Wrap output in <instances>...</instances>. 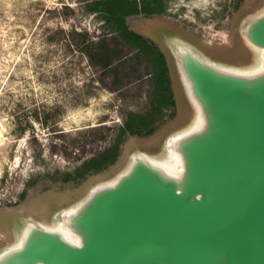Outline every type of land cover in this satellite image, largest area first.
Returning <instances> with one entry per match:
<instances>
[{
  "label": "rangeland",
  "instance_id": "rangeland-1",
  "mask_svg": "<svg viewBox=\"0 0 264 264\" xmlns=\"http://www.w3.org/2000/svg\"><path fill=\"white\" fill-rule=\"evenodd\" d=\"M89 2L0 0V251L16 241L19 221L34 218L53 227L56 212L114 180L136 151L157 155L170 134L192 123L169 36L216 62H254L242 28L264 0H163L161 15L128 18L129 28L165 55L176 105L151 135L127 136L113 165L65 182L85 160L112 146L128 116L144 114L152 100V67L145 58L110 37L115 54L123 52L127 60L106 72L75 45L80 38L73 32L96 39L109 32Z\"/></svg>",
  "mask_w": 264,
  "mask_h": 264
},
{
  "label": "water",
  "instance_id": "water-1",
  "mask_svg": "<svg viewBox=\"0 0 264 264\" xmlns=\"http://www.w3.org/2000/svg\"><path fill=\"white\" fill-rule=\"evenodd\" d=\"M242 38L248 66L169 36L192 123L159 154L136 151L53 227L19 221L0 264H264V8Z\"/></svg>",
  "mask_w": 264,
  "mask_h": 264
},
{
  "label": "trees",
  "instance_id": "trees-1",
  "mask_svg": "<svg viewBox=\"0 0 264 264\" xmlns=\"http://www.w3.org/2000/svg\"><path fill=\"white\" fill-rule=\"evenodd\" d=\"M88 5L91 12L102 16L109 32L97 39L89 32H73L80 38L75 45L93 66H102L106 72L122 67L127 60L123 52L115 54L111 48L112 40L135 51L138 57L145 58L152 67V100L147 112L128 116L112 146L85 160L74 175L67 176L65 182L83 180L113 165L127 136L151 135L165 119V112L176 105L165 55L142 35L133 32L127 23V19L133 16L161 15L165 8L163 0H90Z\"/></svg>",
  "mask_w": 264,
  "mask_h": 264
},
{
  "label": "bare ground",
  "instance_id": "bare-ground-1",
  "mask_svg": "<svg viewBox=\"0 0 264 264\" xmlns=\"http://www.w3.org/2000/svg\"><path fill=\"white\" fill-rule=\"evenodd\" d=\"M68 210H61V211H58L56 214H55V220H58V218H60L65 212H67Z\"/></svg>",
  "mask_w": 264,
  "mask_h": 264
}]
</instances>
